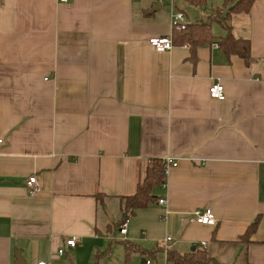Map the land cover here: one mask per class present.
Here are the masks:
<instances>
[{
	"label": "crops",
	"instance_id": "1",
	"mask_svg": "<svg viewBox=\"0 0 264 264\" xmlns=\"http://www.w3.org/2000/svg\"><path fill=\"white\" fill-rule=\"evenodd\" d=\"M174 9L190 24L220 13L249 41L250 60L224 52L216 21L193 57L186 43L153 50L150 37L173 39ZM228 9L223 0H0V264H17V252L25 264H175L168 250L264 264V0ZM216 81L222 100L208 94ZM166 157L176 166L120 234L122 200L150 160ZM206 207L216 225L192 219ZM125 242L141 248L128 260Z\"/></svg>",
	"mask_w": 264,
	"mask_h": 264
},
{
	"label": "trees",
	"instance_id": "2",
	"mask_svg": "<svg viewBox=\"0 0 264 264\" xmlns=\"http://www.w3.org/2000/svg\"><path fill=\"white\" fill-rule=\"evenodd\" d=\"M188 2L200 5L203 0H187ZM255 0H223V6H229V13L247 12L250 10ZM214 16V17H213ZM225 17H221V14L210 16L207 21L199 23H188L187 26L179 31L174 30V36L172 43L176 44H188L192 57L195 53L196 48L207 42H212L214 37L211 34L210 25L216 21L220 23L226 30L228 26L225 22ZM220 46L227 54H236L244 58L246 61L250 60V44L246 39L235 38L231 31L227 30L223 37L218 38ZM164 160L162 158H153L150 160L146 167V173L144 178L138 182L136 191L134 194L125 197L122 200L121 219L116 223V227H120L127 219L133 215L134 210L138 208H144L149 203L155 200V196L152 195V188L164 183ZM258 218L254 220L246 229L242 235L243 240L249 239L252 232L255 231L257 226ZM141 248L131 242H125V258L129 259L130 254L133 251L140 250ZM167 259L175 264H207L209 258L203 253L199 252L197 255L180 256L175 254L174 251L168 250Z\"/></svg>",
	"mask_w": 264,
	"mask_h": 264
},
{
	"label": "built area",
	"instance_id": "3",
	"mask_svg": "<svg viewBox=\"0 0 264 264\" xmlns=\"http://www.w3.org/2000/svg\"><path fill=\"white\" fill-rule=\"evenodd\" d=\"M60 1H66V0H60ZM170 23H171V28L172 30H182L184 29L187 24L189 23L186 15L183 11L179 10V9H174L171 10V14H170ZM148 43L150 44V46L153 48V50H155L156 52H166L168 50H170L173 46L172 43V38L171 36H153L150 37L148 39ZM215 47H218V45H216ZM208 94L211 98H215V99H219L222 100L224 99V90H223V86L219 81L214 82L211 86H209L208 88ZM164 160V175L166 176L169 168L172 166H176L177 162L171 158V157H166L163 159ZM26 184L29 187V194H34V192L37 190V185H36V178L35 176H31ZM159 203H164V199L161 198L158 200ZM192 219L195 220L198 223L201 224H207V225H216V217L212 211L211 208L206 207L204 209L201 210H195L192 213ZM119 233L124 235L126 233V224L123 223L120 228H119ZM66 244L69 245L70 247H75L77 246L79 243L75 238H70L66 240ZM202 246H205V242L201 243ZM56 254L58 256H62L64 254V249L62 247L58 248L56 250ZM36 264H50L49 262H46L44 260H40L38 261ZM145 264H151L150 259H146L145 260Z\"/></svg>",
	"mask_w": 264,
	"mask_h": 264
},
{
	"label": "water",
	"instance_id": "4",
	"mask_svg": "<svg viewBox=\"0 0 264 264\" xmlns=\"http://www.w3.org/2000/svg\"><path fill=\"white\" fill-rule=\"evenodd\" d=\"M16 258H17V264H25V261H24L23 257L20 255V252H17ZM142 261H144V260H142Z\"/></svg>",
	"mask_w": 264,
	"mask_h": 264
}]
</instances>
